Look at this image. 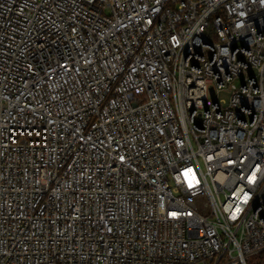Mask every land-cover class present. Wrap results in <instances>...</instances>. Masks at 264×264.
Here are the masks:
<instances>
[{"label":"built area","instance_id":"built-area-1","mask_svg":"<svg viewBox=\"0 0 264 264\" xmlns=\"http://www.w3.org/2000/svg\"><path fill=\"white\" fill-rule=\"evenodd\" d=\"M263 250L264 0H0V264Z\"/></svg>","mask_w":264,"mask_h":264},{"label":"trees","instance_id":"trees-1","mask_svg":"<svg viewBox=\"0 0 264 264\" xmlns=\"http://www.w3.org/2000/svg\"><path fill=\"white\" fill-rule=\"evenodd\" d=\"M259 256H257V258L255 260H253L254 264H264V250L258 254ZM254 259V258H252ZM251 259V260H252Z\"/></svg>","mask_w":264,"mask_h":264},{"label":"rangeland","instance_id":"rangeland-1","mask_svg":"<svg viewBox=\"0 0 264 264\" xmlns=\"http://www.w3.org/2000/svg\"><path fill=\"white\" fill-rule=\"evenodd\" d=\"M221 97H222V98H227V97H228V93H222V94H221ZM257 256H259V255L257 254V255H255V256H253L252 258H254V259L250 260V261H249V264H254V263H253V260H255V259L257 258Z\"/></svg>","mask_w":264,"mask_h":264}]
</instances>
